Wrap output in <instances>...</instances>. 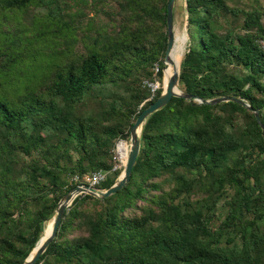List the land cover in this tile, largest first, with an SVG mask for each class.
Masks as SVG:
<instances>
[{"label": "trees", "instance_id": "obj_1", "mask_svg": "<svg viewBox=\"0 0 264 264\" xmlns=\"http://www.w3.org/2000/svg\"><path fill=\"white\" fill-rule=\"evenodd\" d=\"M166 3L0 0V264L27 258L83 176L106 171L105 189L120 174L115 142L162 90L143 80L157 62L162 82ZM184 11L179 89L242 99L264 124V9ZM34 264H264V129L236 101L172 97L142 125L129 182L77 195Z\"/></svg>", "mask_w": 264, "mask_h": 264}, {"label": "water", "instance_id": "obj_2", "mask_svg": "<svg viewBox=\"0 0 264 264\" xmlns=\"http://www.w3.org/2000/svg\"><path fill=\"white\" fill-rule=\"evenodd\" d=\"M175 5V0H167L166 3V48L164 51V57L162 60V78L165 74V69L167 65L171 64V72L168 74L165 84L162 85V90L159 96L147 107L142 109L134 122L129 128L128 139H127V159L124 163L123 169L115 179L114 183L108 188L100 189L94 186H91L87 183H77L71 187L65 194L61 196L57 202L53 213H52V225L50 231L44 236H40L35 246L27 256V258L20 264H34L38 257L45 251L48 244L55 237L59 224L63 218L66 208L71 204L72 200L81 193H87L93 195L97 198L107 197L122 187H124L130 180L131 169L134 165L135 159L137 157L139 147H140V132L142 125L144 124L146 118L153 112L164 107L172 97H183L189 100H195L198 103L203 104H216L225 101H236L245 107L248 110H251L254 114V117L260 127L264 129V124L260 121L258 109H253L247 102L242 99L235 98L234 96H221L212 99H202L197 96L183 93L178 87L179 81V63H175L171 60L169 54L175 44V34H174V22H173V9ZM186 16V15H185ZM185 30L187 32V21L185 20Z\"/></svg>", "mask_w": 264, "mask_h": 264}, {"label": "rangeland", "instance_id": "obj_3", "mask_svg": "<svg viewBox=\"0 0 264 264\" xmlns=\"http://www.w3.org/2000/svg\"><path fill=\"white\" fill-rule=\"evenodd\" d=\"M228 4L233 6H238L244 9H251L253 7H260L264 9V0H227ZM184 0H175V5L173 9V22H174V34L176 37L174 48L171 54V60L175 63H179L181 58L187 48L188 34L185 30V13H184ZM262 23L264 25V17H262ZM82 47L81 42L78 41L71 46L73 51H78ZM162 88V82H161ZM99 92L103 95H108L112 90L116 93L122 92V89L115 85H102L97 86ZM86 178L87 176H83ZM44 225V224H43Z\"/></svg>", "mask_w": 264, "mask_h": 264}, {"label": "built area", "instance_id": "obj_4", "mask_svg": "<svg viewBox=\"0 0 264 264\" xmlns=\"http://www.w3.org/2000/svg\"><path fill=\"white\" fill-rule=\"evenodd\" d=\"M259 44L261 48L264 50V38L259 40ZM158 71H159V65L157 62H155L153 64L152 78L143 80V86H145L149 90V93H150L149 98H152L157 92V90L161 87V83L158 81L156 77ZM120 143H124V144L126 143L127 145V139L118 138L116 140L115 145L112 150L113 151V156H112L113 165H112L111 171L120 170L121 172L123 169L124 163H125L121 161L118 155V152H119L118 146ZM106 175H107L106 171L96 170V171H93L91 174L87 175V177L84 178L85 182H82V183H87L91 186L96 187L97 185H100L106 179ZM72 179L74 181H77L79 180V177L73 176Z\"/></svg>", "mask_w": 264, "mask_h": 264}, {"label": "bare ground", "instance_id": "obj_5", "mask_svg": "<svg viewBox=\"0 0 264 264\" xmlns=\"http://www.w3.org/2000/svg\"><path fill=\"white\" fill-rule=\"evenodd\" d=\"M174 48V46H173ZM173 48L169 54L170 58H171V54H172V51H173ZM171 64L169 63L165 69V74L163 75V78H162V85L165 84L166 82V79H167V76L168 74L171 72ZM119 152H118V155L121 159L122 162H125L126 159H127V152H128V146L126 145V143H120L119 144ZM51 225H52V218H49L47 221L44 222V225H43V231H42V234L41 236H44L45 234H47L50 229H51Z\"/></svg>", "mask_w": 264, "mask_h": 264}, {"label": "crops", "instance_id": "obj_6", "mask_svg": "<svg viewBox=\"0 0 264 264\" xmlns=\"http://www.w3.org/2000/svg\"><path fill=\"white\" fill-rule=\"evenodd\" d=\"M185 13V12H184Z\"/></svg>", "mask_w": 264, "mask_h": 264}]
</instances>
